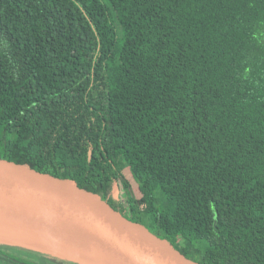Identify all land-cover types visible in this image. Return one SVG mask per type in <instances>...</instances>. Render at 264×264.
<instances>
[{
  "label": "trees",
  "instance_id": "1",
  "mask_svg": "<svg viewBox=\"0 0 264 264\" xmlns=\"http://www.w3.org/2000/svg\"><path fill=\"white\" fill-rule=\"evenodd\" d=\"M0 158L201 264H264V0H0Z\"/></svg>",
  "mask_w": 264,
  "mask_h": 264
},
{
  "label": "water",
  "instance_id": "2",
  "mask_svg": "<svg viewBox=\"0 0 264 264\" xmlns=\"http://www.w3.org/2000/svg\"><path fill=\"white\" fill-rule=\"evenodd\" d=\"M0 239L90 264H201L99 195L1 158Z\"/></svg>",
  "mask_w": 264,
  "mask_h": 264
},
{
  "label": "rangeland",
  "instance_id": "3",
  "mask_svg": "<svg viewBox=\"0 0 264 264\" xmlns=\"http://www.w3.org/2000/svg\"><path fill=\"white\" fill-rule=\"evenodd\" d=\"M18 107L21 106L20 104H17ZM124 172L127 174V176L130 178L131 177V173L129 171V169L126 167ZM133 181V180H131ZM134 188L137 187L136 183L133 181L132 182ZM136 195L138 197V199L141 198L140 194L138 192H136ZM17 251L19 253H22L32 259H35L39 262H42L44 264H90V263H84V262H80L77 261L73 258H69V257H59V256H54L51 253H46V252H41V251H36V250H30V249H17Z\"/></svg>",
  "mask_w": 264,
  "mask_h": 264
}]
</instances>
